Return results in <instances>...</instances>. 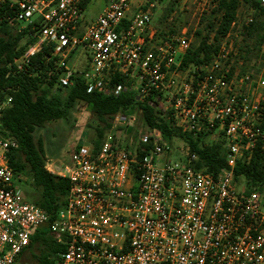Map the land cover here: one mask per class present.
Returning a JSON list of instances; mask_svg holds the SVG:
<instances>
[{"label": "built area", "instance_id": "built-area-1", "mask_svg": "<svg viewBox=\"0 0 264 264\" xmlns=\"http://www.w3.org/2000/svg\"><path fill=\"white\" fill-rule=\"evenodd\" d=\"M81 1L0 0V20L18 30L38 24L15 70L48 47L57 87L79 79L90 92L152 95L174 128L203 145L221 142L224 166L214 175L198 170L187 144L166 141L139 110L115 114L96 150L81 144L62 166H44L68 183L50 227L56 243L65 239L53 264H264V190L245 193L234 182L236 164L255 151L264 168V76L232 69L240 29L226 33L209 61L181 67L190 40L182 33L155 38L151 3L109 0L83 25ZM255 1L264 10V0ZM250 22L247 16L240 27ZM114 77L123 83L110 86ZM9 104L0 100V113ZM141 144L149 150L139 157ZM16 146L0 136V264H15L33 228L48 222L7 165Z\"/></svg>", "mask_w": 264, "mask_h": 264}, {"label": "trees", "instance_id": "trees-1", "mask_svg": "<svg viewBox=\"0 0 264 264\" xmlns=\"http://www.w3.org/2000/svg\"><path fill=\"white\" fill-rule=\"evenodd\" d=\"M90 1L82 0L80 7L84 10ZM242 3L250 7L251 14L248 16L251 17V22L248 26L240 27L234 64L241 62V73L258 72L264 66V54L260 51L264 41L263 8L255 0H217L211 10L213 19L206 26V36L185 53L181 67L210 60L216 51L218 40L229 31L236 18L237 9ZM33 25L34 29L26 26L18 30V26L0 20V100L10 99L9 107L0 113V136L12 139L17 145L8 153L7 165L20 189L24 186L28 188V193L22 192L25 200L40 208L48 216L46 224L33 228L28 246L17 259L27 251L36 264H53L56 254L64 250L65 239L62 238L61 243H56L50 227L57 212L64 206L68 183L65 178L46 172L41 141L35 140L33 134L36 129L44 127L47 121L66 117L67 108L72 102L80 101L86 104L97 122L88 141L92 150L99 147L115 114L129 115L135 110L141 112L143 124L159 130L166 141L170 142L172 137H176L186 143L189 151L197 156L194 167L198 170L214 175L222 169L224 146L221 142L203 145V140L174 128L152 103V95L138 100L136 94L128 89L111 95L90 92L79 79H76L69 88L57 87L55 81L58 72L54 69L52 60H47L48 47L42 46L29 59L23 71H16L14 60L36 41L38 24ZM211 32L212 41L208 43ZM194 34L200 37L199 31ZM117 83H123V78H111L109 85ZM130 132L125 131L127 135H130ZM135 149L137 155L142 157L149 150V145L141 144ZM261 159V155L255 151L247 164L237 163L235 166L234 182L237 186H243L245 193L251 190L260 192L264 190V168ZM21 178L24 180L23 186H20ZM33 251H36V254Z\"/></svg>", "mask_w": 264, "mask_h": 264}, {"label": "rangeland", "instance_id": "rangeland-1", "mask_svg": "<svg viewBox=\"0 0 264 264\" xmlns=\"http://www.w3.org/2000/svg\"><path fill=\"white\" fill-rule=\"evenodd\" d=\"M216 1L138 0L137 4L151 3L153 5L150 25L153 27L155 38L159 39L166 35L182 33L189 38L191 48L196 46L202 37L206 36V26L213 19L211 10L215 7ZM108 2L109 0H91L83 11L82 24L88 25L93 22ZM250 14V7L244 3L240 4L236 12L235 23L230 25L227 33H236L243 20ZM196 31L200 32V37L195 36ZM212 36L213 32L209 33L208 43L212 41ZM240 64V62L234 64L233 60L231 66L240 72ZM250 72L264 76V66L258 72ZM67 111L66 117L53 118L47 121L44 127L34 131V139L41 141L45 164L51 163L62 166L67 163L70 153L81 144L87 145L93 135L97 122L86 104L74 101L69 105ZM108 132L109 130L106 131V133ZM21 180L20 186H23L24 180L22 178ZM21 191L28 193V188L24 186ZM33 253L36 254V251ZM15 264H36V261L31 259L29 252L26 251L17 259Z\"/></svg>", "mask_w": 264, "mask_h": 264}]
</instances>
